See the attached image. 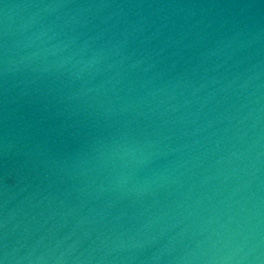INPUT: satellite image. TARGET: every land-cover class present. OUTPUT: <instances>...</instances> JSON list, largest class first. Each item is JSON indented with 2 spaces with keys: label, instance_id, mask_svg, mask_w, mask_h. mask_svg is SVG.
Wrapping results in <instances>:
<instances>
[{
  "label": "water",
  "instance_id": "water-1",
  "mask_svg": "<svg viewBox=\"0 0 264 264\" xmlns=\"http://www.w3.org/2000/svg\"><path fill=\"white\" fill-rule=\"evenodd\" d=\"M3 264H264V0H0Z\"/></svg>",
  "mask_w": 264,
  "mask_h": 264
},
{
  "label": "snow or ice",
  "instance_id": "snow-or-ice-1",
  "mask_svg": "<svg viewBox=\"0 0 264 264\" xmlns=\"http://www.w3.org/2000/svg\"><path fill=\"white\" fill-rule=\"evenodd\" d=\"M0 264H3V261L2 260H0Z\"/></svg>",
  "mask_w": 264,
  "mask_h": 264
}]
</instances>
